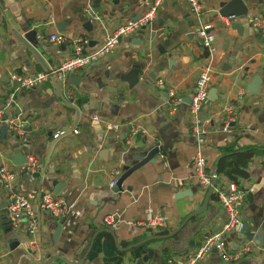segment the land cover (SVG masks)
I'll list each match as a JSON object with an SVG mask.
<instances>
[{
  "label": "crops",
  "instance_id": "crops-1",
  "mask_svg": "<svg viewBox=\"0 0 264 264\" xmlns=\"http://www.w3.org/2000/svg\"><path fill=\"white\" fill-rule=\"evenodd\" d=\"M231 1L200 0L204 14L196 17L183 0H164L150 26L121 38L111 54L69 76L73 105L53 78L33 89L17 90L10 74L50 71L69 57L71 45L51 43L52 34L84 37L90 48H98L118 25L139 18L151 0H0V107L12 96L7 116L19 115L27 121L23 137L0 135V167L14 171L13 191L27 200L35 202L44 190L56 194L57 189L68 205L61 219L38 213L37 244L31 247L25 221L11 227L6 218L7 191L0 181L3 264H46L51 258V264H65L57 258L77 262L94 234L83 264H137L145 256L143 250L150 252L144 264H165L190 253L225 219L214 195L206 210L191 217L173 236L126 248L149 236L172 234L202 206L207 189L195 180L191 168L197 153L211 168L224 152L249 149L256 153L247 165L234 162L233 173L219 174L217 182H234L246 192L241 219L248 232L225 237L231 249L249 245L251 250L239 262H223L210 252L198 264H264V39L245 20L235 17L238 29L224 22L218 12ZM240 2L233 9L245 6V18L264 16V0ZM57 24L64 31L59 32ZM201 27L215 36L209 88L214 94L193 117L188 113L189 98L199 71L209 63L197 34ZM29 31H34V44L22 39ZM133 70L138 71V82L130 88L127 80ZM256 74L263 80L261 91L248 94L245 86ZM71 77L78 78L77 85ZM171 88L184 98V105L173 115L167 111ZM227 105L235 107L238 118L224 127ZM92 114L134 124L147 135L127 143L124 130L107 132L102 123L91 120ZM61 131L66 134L55 137ZM155 147L159 153L152 163L131 173L121 189L108 186L113 171L121 174L132 157ZM16 153L34 157L41 165L34 173L41 176L34 179L25 166H15ZM185 191L190 196L176 197ZM112 214L118 222L110 230L121 250L110 233L100 232L105 228L102 219ZM158 219L161 227L146 226Z\"/></svg>",
  "mask_w": 264,
  "mask_h": 264
},
{
  "label": "built area",
  "instance_id": "built-area-1",
  "mask_svg": "<svg viewBox=\"0 0 264 264\" xmlns=\"http://www.w3.org/2000/svg\"><path fill=\"white\" fill-rule=\"evenodd\" d=\"M164 0H151L148 9L137 19L126 21L118 25L106 37L101 46L98 48H90V42L84 37L69 38L63 33H56L49 36L48 40L57 45H64L69 43L71 45V54L65 60L58 64L54 69L44 72H36L30 75L10 74L11 81L16 85L17 90H30L39 87L53 78L61 87L65 89L66 97L69 102L74 105L75 94L68 89L67 81L69 76L76 73H81L91 63L98 62L111 54L123 37L138 34L143 28L150 26L156 19L158 9ZM189 7L190 12L200 17L204 14V8L200 0H183ZM226 24L230 21H235L236 18L231 16L223 18ZM243 20L252 28L257 30L260 36L264 39V16L257 14L251 17H246ZM207 27H201L197 32L201 40V49L203 56L209 62L207 66L203 67L196 78L194 91L189 98L188 113L196 117L201 111L203 104L207 100L211 76L213 74L212 61L216 55L215 36L207 32ZM167 111L169 115H173L180 106L184 105V98L174 89L167 91ZM10 101L0 107V128L6 127L7 132L12 138H21L25 134V126L27 121L19 115L15 117L7 116V109L10 107ZM224 127L228 126L230 122H234L238 118V111L233 105H227L223 108ZM91 120L103 124L105 131L119 134L125 132L127 134L126 142L139 137L143 139L147 132L145 129L134 124H122L116 121L103 120L99 115L92 114ZM196 131V128H194ZM72 133L76 134L73 130ZM66 131L58 132L55 137L63 136ZM125 134V135H126ZM41 165L37 160L28 156L26 158L25 169L29 173L38 172ZM191 168L193 177L200 184V186L208 189L211 185V180L214 177L211 168L208 166L206 159L197 153L192 162ZM120 176V171L112 172L108 186L113 188ZM14 171L5 165L0 167V181L7 191V201L5 206L6 218L11 227H17L24 220L26 223L25 234L29 237V246L34 247L37 244L36 236L39 232L38 213L41 211L49 213L54 219L63 218L68 212V205L65 200L54 194L52 191L44 190L41 192L37 201L31 202L24 196L19 195L13 191ZM213 195L218 204L224 211L225 219L218 231L203 239L201 244L190 253L183 256L174 257L165 264H198L210 252H216L223 262H239L251 250L249 245H244L237 249H231L226 240V235L229 233L241 234L244 231V224L241 219V208L246 199V192L239 188L236 183L229 182L226 184L215 185L213 188ZM118 222L116 215H106L102 219V225L105 228H112ZM146 226L161 227V220H153ZM0 264H3L0 256Z\"/></svg>",
  "mask_w": 264,
  "mask_h": 264
},
{
  "label": "water",
  "instance_id": "water-1",
  "mask_svg": "<svg viewBox=\"0 0 264 264\" xmlns=\"http://www.w3.org/2000/svg\"><path fill=\"white\" fill-rule=\"evenodd\" d=\"M239 4H241L240 0H232L230 2L229 6L226 7L225 9L219 11L218 14L221 16V18H228V17L233 16V17H236L238 20H243L245 18V16H244V14H245V6L242 5L241 10H234L233 9V7H235L236 5H239ZM233 22H234L233 20L230 21V23H231L230 28H232V29L237 28L238 29V27H239L238 24L233 23ZM56 28H57V30L59 32L60 31H64V29H61L58 24L56 25ZM33 35H34V31H29L28 33H26L24 35V37L22 39L25 42L34 44L35 42H34V40L32 38ZM137 75H138V71L137 70H133L130 73L131 78H129L127 80V83H128V85H129L130 88L133 87L138 82V76ZM71 82L73 84L77 85L78 78L71 77ZM262 83H263V80L261 79V77L259 75H257V74L256 75H253L251 82L247 83L246 86H245L246 87V92L248 94H259L260 91H261L260 90V87H261ZM213 94H214V90H211L208 93L207 98L209 100H212L213 99ZM186 102H188V100H186ZM69 105H71V104H69ZM71 106L74 107L73 105H71ZM6 133H7V128L6 127H1V129H0V135H1V137H4ZM158 153H159V149L157 147H155V148L150 149L146 154H139V155H137L135 157H132L131 160L126 163V166L123 168L122 173L118 177L117 182H116L115 186L112 189L113 190H119V189H121L122 182L131 173H133L134 171L138 170L140 167H142L143 165H145L147 163H152L153 158ZM13 164L15 166H25V164H26V158L23 155H21L20 153H16ZM216 170H217V166L216 165H214V166L211 167V171L213 172L214 177L211 180L210 187L207 189V192H206V195H205V198H204V201H203L202 206L199 209L195 210L194 212L190 213L182 221V223L179 225V227L172 234H169L167 236H149V237L143 239L142 241H140L139 243L134 244L132 246H129L128 248H126V250L135 249V248H137L139 246H144L149 241L161 240V239H164V238H169V237L173 236L174 234H176L191 217L196 216V215H199V214H202L206 210L207 205H208V202L211 199V197L213 196V188L215 187V185L217 183ZM40 176H41L40 173H34V174H32V177L34 179H37ZM54 192L57 194L58 193V190L55 189ZM185 195L190 196V192H186V191L185 192H178L176 194V197L179 198V197H183ZM244 231L245 232H248V230H246L245 228H244ZM100 232L110 233L113 236V240H114V243L116 245V248L118 250H121L118 247L117 240H116L113 232L110 230V228H108V227L107 228H103ZM96 236H97V234H94L93 235L92 241L90 242V245H89L87 251L85 252V254L83 255V257L80 260H78L77 262H69V261H66V260H64L62 258H57V259L60 260V261H62L65 264H83V262L87 258V255H88V253H89V251L91 249V246L93 244V240L95 239ZM254 240H256V239H254ZM143 254L145 256H143L140 260H137V264H144V263H146L147 259L149 258L150 252L148 250H143ZM52 260H53V258L49 259L46 264H51V261Z\"/></svg>",
  "mask_w": 264,
  "mask_h": 264
},
{
  "label": "trees",
  "instance_id": "trees-1",
  "mask_svg": "<svg viewBox=\"0 0 264 264\" xmlns=\"http://www.w3.org/2000/svg\"><path fill=\"white\" fill-rule=\"evenodd\" d=\"M256 150L253 149H249V150H237V151H227L224 152L219 159L217 160L216 166H217V170H216V176H218L219 174H225L226 176H230L231 173H233V169L231 168V165L234 162L239 163L242 167H245L247 165V162L255 155ZM218 178V177H217ZM218 181V179H217ZM217 185H219L220 183L217 182ZM103 237H105V239L110 240V237L108 236V234H103Z\"/></svg>",
  "mask_w": 264,
  "mask_h": 264
}]
</instances>
